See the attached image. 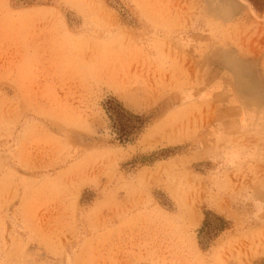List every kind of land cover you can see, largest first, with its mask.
<instances>
[{"label": "rangeland", "instance_id": "obj_1", "mask_svg": "<svg viewBox=\"0 0 264 264\" xmlns=\"http://www.w3.org/2000/svg\"><path fill=\"white\" fill-rule=\"evenodd\" d=\"M262 263L264 0H0V264Z\"/></svg>", "mask_w": 264, "mask_h": 264}, {"label": "trees", "instance_id": "obj_2", "mask_svg": "<svg viewBox=\"0 0 264 264\" xmlns=\"http://www.w3.org/2000/svg\"><path fill=\"white\" fill-rule=\"evenodd\" d=\"M105 111L110 118L118 140L123 144L132 142L135 136L147 125V120L143 116L129 112L115 100L106 102ZM205 216V221L199 232V241L203 250L210 248L220 234L229 227V223L221 216L212 212H206Z\"/></svg>", "mask_w": 264, "mask_h": 264}]
</instances>
